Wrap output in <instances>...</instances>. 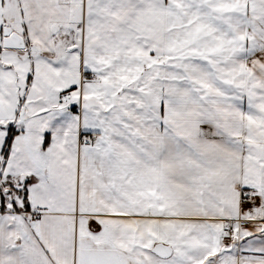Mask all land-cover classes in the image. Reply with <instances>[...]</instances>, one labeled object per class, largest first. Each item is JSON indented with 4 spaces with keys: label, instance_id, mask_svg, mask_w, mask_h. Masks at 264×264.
Instances as JSON below:
<instances>
[{
    "label": "snow or ice",
    "instance_id": "obj_1",
    "mask_svg": "<svg viewBox=\"0 0 264 264\" xmlns=\"http://www.w3.org/2000/svg\"><path fill=\"white\" fill-rule=\"evenodd\" d=\"M0 264H264V0H0Z\"/></svg>",
    "mask_w": 264,
    "mask_h": 264
}]
</instances>
